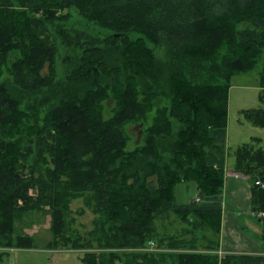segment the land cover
<instances>
[{"label": "trees", "instance_id": "trees-1", "mask_svg": "<svg viewBox=\"0 0 264 264\" xmlns=\"http://www.w3.org/2000/svg\"><path fill=\"white\" fill-rule=\"evenodd\" d=\"M258 63L264 102V0H0V248H34L16 223L39 211L45 247L81 264H264L257 136L231 171L249 183L261 250L218 252L230 78ZM244 112L264 124V109ZM178 184L195 196L177 201Z\"/></svg>", "mask_w": 264, "mask_h": 264}, {"label": "rangeland", "instance_id": "rangeland-1", "mask_svg": "<svg viewBox=\"0 0 264 264\" xmlns=\"http://www.w3.org/2000/svg\"><path fill=\"white\" fill-rule=\"evenodd\" d=\"M75 18L77 21L86 23L82 18L76 16ZM85 26L96 33H100L102 30L94 23L85 24ZM157 54L161 56L162 52L157 51ZM260 67L261 64L258 63L253 70L233 74L230 78L226 138V164L229 166L233 163L235 147L249 141L252 136L260 137L261 145L264 148V124L248 118L244 112L245 109H264V102L259 98L261 88L260 85H257ZM126 129L129 135L127 149L130 150L141 142L142 133L139 124H130ZM176 188L177 201L181 202L190 197L183 196L178 187ZM80 206H82L80 200L71 204V216L75 218L71 226L84 233L92 226V215L89 211H85L82 215L76 214ZM238 214L242 232L255 235L260 228L257 218L244 210ZM49 225L50 217L47 213L31 211L25 214L22 220L16 223V232L31 234L35 239V247L31 250L0 248V264H81L82 251L80 250L45 247V244L51 239Z\"/></svg>", "mask_w": 264, "mask_h": 264}, {"label": "crops", "instance_id": "crops-1", "mask_svg": "<svg viewBox=\"0 0 264 264\" xmlns=\"http://www.w3.org/2000/svg\"><path fill=\"white\" fill-rule=\"evenodd\" d=\"M257 85L259 86V83H257ZM225 165V179L222 194L223 203L221 212V231L219 239L220 244L218 251L219 253H258L261 250V244L258 239L260 228L255 235L254 233L246 234L242 232V225L239 223L238 213L240 211L244 210L255 216V214L251 211L249 183L245 176L231 171L232 164L230 166L229 164ZM177 187L183 196H190L188 199L195 196V189L192 185L187 186L186 184H178ZM188 199L185 198V200L181 202L187 201Z\"/></svg>", "mask_w": 264, "mask_h": 264}, {"label": "built area", "instance_id": "built-area-1", "mask_svg": "<svg viewBox=\"0 0 264 264\" xmlns=\"http://www.w3.org/2000/svg\"><path fill=\"white\" fill-rule=\"evenodd\" d=\"M256 183H259V182L257 181ZM257 215H258V216H263V215H264V212H259ZM151 246H153V244H151ZM152 248H153V247H152Z\"/></svg>", "mask_w": 264, "mask_h": 264}]
</instances>
